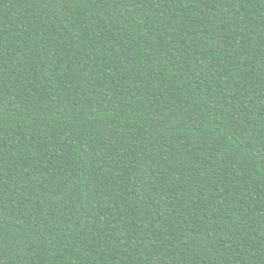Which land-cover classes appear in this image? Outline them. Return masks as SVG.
Wrapping results in <instances>:
<instances>
[{"label":"trees","instance_id":"trees-1","mask_svg":"<svg viewBox=\"0 0 264 264\" xmlns=\"http://www.w3.org/2000/svg\"><path fill=\"white\" fill-rule=\"evenodd\" d=\"M0 264H264V0H0Z\"/></svg>","mask_w":264,"mask_h":264}]
</instances>
